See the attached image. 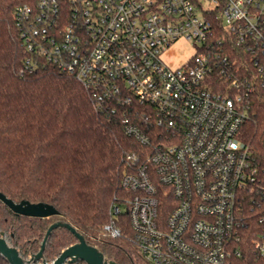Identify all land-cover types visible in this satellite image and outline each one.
<instances>
[{"label":"built area","instance_id":"obj_1","mask_svg":"<svg viewBox=\"0 0 264 264\" xmlns=\"http://www.w3.org/2000/svg\"><path fill=\"white\" fill-rule=\"evenodd\" d=\"M14 19L26 69L51 63L73 74L97 108L122 111L125 134L140 145L126 155L122 186L147 261L231 264L242 255L252 193L261 227L252 247L264 256V183L239 136L243 95L212 84L232 77V41L264 85V0H20ZM182 38L196 53L173 67L164 54ZM231 84L240 89L236 77ZM106 230L121 235L115 219Z\"/></svg>","mask_w":264,"mask_h":264},{"label":"trees","instance_id":"obj_2","mask_svg":"<svg viewBox=\"0 0 264 264\" xmlns=\"http://www.w3.org/2000/svg\"><path fill=\"white\" fill-rule=\"evenodd\" d=\"M20 0H0V191L16 202L29 200L55 206L59 214L48 218L17 216L0 200V235L5 234L25 258L41 249L47 230L62 222L74 227L85 240L118 264H151L133 240L127 211L131 196L122 186L126 155L139 150L124 132L123 113L103 109L84 85L71 73L38 61L26 69L29 58L15 25L14 9ZM229 73L216 76V90L232 96L240 93L246 117L240 138L249 146L264 183V85L255 78V69L246 53L228 43ZM252 88L245 91V84ZM252 196L247 195L248 222L243 230L242 255L231 264H264L252 243L261 227ZM116 206L124 207L113 217ZM115 219L121 235L112 237L106 225ZM78 241L69 228H55L43 258L52 262ZM0 264H10L0 254ZM70 264V263H67ZM74 264H87L79 260Z\"/></svg>","mask_w":264,"mask_h":264},{"label":"water","instance_id":"obj_3","mask_svg":"<svg viewBox=\"0 0 264 264\" xmlns=\"http://www.w3.org/2000/svg\"><path fill=\"white\" fill-rule=\"evenodd\" d=\"M0 200L15 212L17 216L25 215L30 217L48 218L59 214L58 209L52 204L45 202H31L29 200L16 202L1 191ZM59 226L69 228L75 233L78 241L65 248L52 262H47L43 258V253L52 231ZM0 254L5 257L10 264H74L79 260H83L87 264H118L115 261L109 260L96 246L89 244L74 227L62 222L53 223L49 227L42 241L41 249L29 258L23 257L19 250L11 245L5 234L2 233L0 235Z\"/></svg>","mask_w":264,"mask_h":264},{"label":"rangeland","instance_id":"obj_4","mask_svg":"<svg viewBox=\"0 0 264 264\" xmlns=\"http://www.w3.org/2000/svg\"><path fill=\"white\" fill-rule=\"evenodd\" d=\"M195 53L194 44L182 38L168 48L164 54V59L169 65L177 67L186 63ZM122 209L125 211L124 207Z\"/></svg>","mask_w":264,"mask_h":264}]
</instances>
